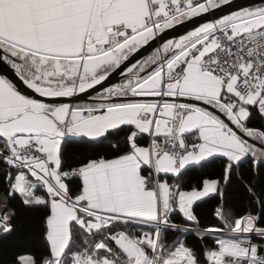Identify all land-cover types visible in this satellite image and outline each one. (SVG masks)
<instances>
[{
  "label": "snow or ice",
  "instance_id": "obj_1",
  "mask_svg": "<svg viewBox=\"0 0 264 264\" xmlns=\"http://www.w3.org/2000/svg\"><path fill=\"white\" fill-rule=\"evenodd\" d=\"M0 264H264V0H0Z\"/></svg>",
  "mask_w": 264,
  "mask_h": 264
},
{
  "label": "water",
  "instance_id": "obj_2",
  "mask_svg": "<svg viewBox=\"0 0 264 264\" xmlns=\"http://www.w3.org/2000/svg\"><path fill=\"white\" fill-rule=\"evenodd\" d=\"M236 3L241 4V5H248L251 3H258L259 0H235ZM184 31L183 28L180 29V34H182Z\"/></svg>",
  "mask_w": 264,
  "mask_h": 264
}]
</instances>
